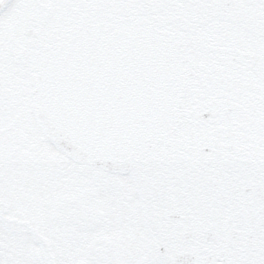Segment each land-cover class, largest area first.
I'll return each instance as SVG.
<instances>
[{
    "label": "snow or ice",
    "instance_id": "6c2138e0",
    "mask_svg": "<svg viewBox=\"0 0 264 264\" xmlns=\"http://www.w3.org/2000/svg\"><path fill=\"white\" fill-rule=\"evenodd\" d=\"M0 264H264V0H0Z\"/></svg>",
    "mask_w": 264,
    "mask_h": 264
}]
</instances>
